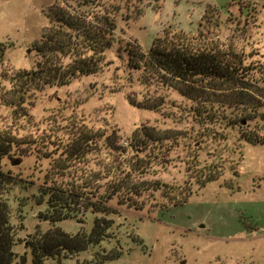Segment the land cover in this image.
<instances>
[{"label": "rangeland", "instance_id": "obj_1", "mask_svg": "<svg viewBox=\"0 0 264 264\" xmlns=\"http://www.w3.org/2000/svg\"><path fill=\"white\" fill-rule=\"evenodd\" d=\"M85 1L0 0V41L6 46L0 63V87L4 88H9L4 79L19 70H30L41 61L36 49L50 25L45 16L50 8L58 6L72 16L82 17L96 30L103 25L105 15L122 7L117 14L116 42L104 52L100 72L80 77L63 88L46 87L35 92L24 105L33 124L13 119L12 110L0 105V132L11 131L17 137L38 139L45 131L53 130L55 141L65 139L63 128L70 124L109 135L108 144H100L98 150L74 161L65 171L54 170L63 157L55 145L45 151L50 155L47 159L20 145L2 161L3 170L10 173L14 183L7 190L9 221L16 232L12 264H21L23 257V264H32L25 245L48 229L88 234L95 218L103 217L108 231L100 245L73 256L60 254L44 264H100L105 256L117 258L103 264H264V146L241 141V127L224 129L225 141L212 140L207 146L191 142L186 149L187 155L191 154L189 159L197 156L220 174L202 189H197L195 180L189 178L193 173L187 172L182 161L175 160L178 156L174 153L170 162L148 169L143 177L147 181L160 179L176 186L191 183L193 193L185 203L165 206L159 192L144 194L139 199L145 200L141 210L128 207L133 201L122 204L117 197L104 199L107 181L120 180L116 168L132 178L125 161L143 155L128 144L137 128L155 126L189 134L199 129L187 112L192 103L175 91L159 90L166 101L159 112L130 105L128 99L139 103L146 94L153 95L157 85L149 89L142 85L141 72L127 67L126 51L133 52L139 46L147 52L162 34L201 33L212 38L209 41L242 52L248 61L263 67L264 73V0H91L88 5ZM136 9L141 11L140 16L129 18ZM257 79L250 84L252 97L246 98L248 102L242 107L250 118L242 129L264 143V74ZM215 94L217 99L226 97L223 91ZM229 112L216 114L222 127ZM185 122L189 124L184 126ZM177 151L181 152L178 159H184L183 148ZM92 174L102 178L91 180L85 196L94 195L91 201L107 210L108 216L78 208L75 218L54 224L39 219V215L51 216L47 197L42 194L47 186L62 185L63 191H74L73 187L89 181Z\"/></svg>", "mask_w": 264, "mask_h": 264}, {"label": "trees", "instance_id": "obj_2", "mask_svg": "<svg viewBox=\"0 0 264 264\" xmlns=\"http://www.w3.org/2000/svg\"><path fill=\"white\" fill-rule=\"evenodd\" d=\"M90 3L91 0H86L84 4ZM121 9L122 7L113 8L112 15H105L103 25L96 27L95 30L92 26L86 25L82 17L72 16L58 6L50 8L45 14L50 24L46 29L48 32L43 33L36 49L41 61L30 70H19L10 78L4 79L8 81L9 88L0 87V105L12 110L13 119H22L26 124H33V119L24 105L35 92H40L46 87L63 88L80 77L100 72L104 52L116 42V20ZM210 11L215 13L217 10L210 9ZM134 13L128 17L137 18L141 11L136 9ZM211 39L201 33L190 35L175 32L157 37L147 52L139 46H136L133 52L126 51L127 67L131 71L141 72L142 85L147 89L152 84L157 85L155 93L146 94L139 103L128 99L130 105L146 111L159 112L166 102L159 90L175 91L192 103L187 112L191 114L199 129L189 134L188 131L176 129L160 130L155 126L137 128L130 136L128 144L133 151L136 153L141 151L143 155L137 154L132 161H125L127 172L132 173V178L130 174L124 176L125 171L120 172L115 166L120 180L107 181L104 188L105 200L117 197L122 204L133 201L128 207L141 210L145 200L139 201V199L146 193L159 192L165 201V206L185 203L193 193L191 183L188 186H176V184L164 183L160 179L144 180V175L153 165L159 166L170 162L171 153L179 157L181 152L174 150L182 147L184 159L177 157L175 160L182 161L187 172L193 173L189 178L195 180L197 189H202L207 183L216 181L220 176L215 173L216 168L210 167L205 161L201 162L197 156L189 159L191 154L187 155L186 149L191 142L194 145L207 146L212 140L225 141L227 136L224 135V129L241 127L239 132L241 141L250 145L264 146L263 142L256 139L254 133L242 129L245 121L250 120L242 107L248 102L246 98L252 97L249 93L252 88L250 84L259 80L257 76L264 74L263 67L248 61V56L233 49L232 46L209 41ZM5 48V44L0 41V63ZM219 91L225 92L226 97L217 99L215 93ZM228 110L231 111L229 119L222 127L218 123L216 114H223ZM187 124L189 123L185 122L184 126ZM63 129L65 139L57 138L56 141L53 130L45 131L38 139L32 136L17 137L11 131L0 132V264H12L16 257L13 252L16 232L9 221L7 191L14 183L10 173L3 170L2 161L20 145L27 146L29 152L47 159L50 155L48 153L46 155L45 151L55 145L63 156L61 160L63 164L60 162L54 170L65 171L71 168L74 161L86 158L94 153L96 148L98 150L100 144L104 146L109 141V135L83 126L70 124V127L66 126ZM115 150L125 152L120 149ZM89 178V181H85L80 187H73L75 192L63 191L62 185L58 188L47 186L42 194L47 197V207L51 209L49 210L51 216L39 215V219L54 224L75 218L79 212L78 208L90 209L93 213L108 216L107 210L91 201L94 195L85 196L91 186V180L97 182L102 177L92 174ZM83 196L85 199H81ZM80 200L83 202L79 203ZM70 205H74L75 208L70 209ZM56 207L58 210L55 209ZM106 224L105 217L95 218L88 234L79 232L74 235L52 227L42 235L34 237V241L25 245V248L31 252L32 264H44L45 260L57 259L60 254L77 255L90 246L100 245L107 236ZM114 258L105 256L100 264ZM20 260L23 264L25 258Z\"/></svg>", "mask_w": 264, "mask_h": 264}, {"label": "water", "instance_id": "obj_3", "mask_svg": "<svg viewBox=\"0 0 264 264\" xmlns=\"http://www.w3.org/2000/svg\"><path fill=\"white\" fill-rule=\"evenodd\" d=\"M183 264V263H182Z\"/></svg>", "mask_w": 264, "mask_h": 264}]
</instances>
